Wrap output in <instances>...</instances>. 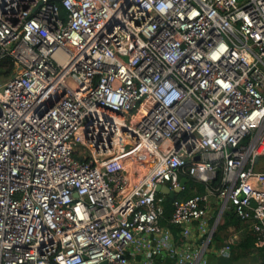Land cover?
Listing matches in <instances>:
<instances>
[{
    "label": "built area",
    "instance_id": "obj_1",
    "mask_svg": "<svg viewBox=\"0 0 264 264\" xmlns=\"http://www.w3.org/2000/svg\"><path fill=\"white\" fill-rule=\"evenodd\" d=\"M4 58L0 264H207L227 214L264 246V0H0Z\"/></svg>",
    "mask_w": 264,
    "mask_h": 264
},
{
    "label": "rangeland",
    "instance_id": "obj_2",
    "mask_svg": "<svg viewBox=\"0 0 264 264\" xmlns=\"http://www.w3.org/2000/svg\"><path fill=\"white\" fill-rule=\"evenodd\" d=\"M122 162V161H121ZM115 165H113L114 167ZM157 198H160L163 202L170 203L171 205V199L169 196L163 194V193H158ZM227 216L228 214L224 217L223 223L218 226L216 233L214 235L212 244L215 245L217 248L220 246H224L223 244L226 243V238L230 234V232L234 230H240L241 233H239V240L242 241L245 236L248 234V231L246 230L245 226H247L246 223H242L240 221V228L238 229L234 224H228L226 223L227 221ZM236 219V218H235ZM237 220V219H236ZM243 227V228H242ZM251 234V233H250ZM249 235V234H248ZM252 235V234H251ZM217 238H220L218 240ZM237 251V250H236ZM236 251L233 252V248L231 247V252L234 254ZM242 255L235 256L232 254L230 258L227 257H222L218 253H208V264H256L257 262L260 263V261L264 260V254L260 253V251L255 247V249L252 250H244L242 252ZM257 263V264H258Z\"/></svg>",
    "mask_w": 264,
    "mask_h": 264
},
{
    "label": "trees",
    "instance_id": "obj_3",
    "mask_svg": "<svg viewBox=\"0 0 264 264\" xmlns=\"http://www.w3.org/2000/svg\"><path fill=\"white\" fill-rule=\"evenodd\" d=\"M12 68V61L9 58H4L0 60V76H6L10 72ZM164 208H165V214H170V203H167L164 201ZM228 224H234L236 227H240V224L238 220L235 219L234 216L228 214L227 220ZM220 240V238H217ZM256 244L255 239L251 237V235H246L245 238L238 244L237 251L235 254L236 256L242 255L244 250H252L254 245ZM257 249L260 251V253L264 254V248L263 247H257Z\"/></svg>",
    "mask_w": 264,
    "mask_h": 264
},
{
    "label": "crops",
    "instance_id": "obj_4",
    "mask_svg": "<svg viewBox=\"0 0 264 264\" xmlns=\"http://www.w3.org/2000/svg\"><path fill=\"white\" fill-rule=\"evenodd\" d=\"M185 184V188H184V190H181V191H177L176 192V195H175V197H177V198H186V197H189V196H192L193 194H196V193H200V192H203V187H202V185H200V184H198V183H195V182H192V181H187V182H185L184 183ZM174 197V198H175ZM170 198V197H169ZM173 198V199H174ZM171 199V198H170ZM171 202H172V199H171ZM164 203V202H163ZM171 205H170V212H171ZM169 215V214H168ZM167 215V216H168ZM164 222H165V220H163ZM235 226V225H234ZM238 229L240 228V227H237ZM243 228V227H242ZM245 228H246V230H247V226H245ZM234 230V229H233ZM237 231H239V233H241L240 232V230H237ZM248 231V230H247ZM248 234L249 235H251L250 234V232H248ZM251 237L253 238V239H255L254 238V236L253 235H251ZM228 238V237H227ZM226 238V239H227ZM241 241L239 240V242L238 243H236L235 245H232L231 247L233 248V252L234 251H236L237 250V246H238V244L240 243ZM224 245V244H223ZM221 247V246H220ZM255 247L257 248V246L256 245H254V247H253V249H255ZM260 247H263L264 248V246H260ZM232 252H231V249H230V255L229 256H222V257H227V258H230L231 256H232ZM235 254H237L236 252L233 254V255H235ZM236 256V255H235ZM262 262H264V260L263 261H260V263H262ZM209 263V260L207 261V264ZM258 263V262H257ZM256 263V264H257ZM260 263H258V264H260ZM154 264H171V261L167 258V257H165V255H163V256H160L159 258H157V256L155 257V260H154Z\"/></svg>",
    "mask_w": 264,
    "mask_h": 264
},
{
    "label": "water",
    "instance_id": "obj_5",
    "mask_svg": "<svg viewBox=\"0 0 264 264\" xmlns=\"http://www.w3.org/2000/svg\"><path fill=\"white\" fill-rule=\"evenodd\" d=\"M57 1H59V0H57ZM184 182H185V179H183L181 181V184H184ZM156 189L160 193H163V194L169 196L171 199H173L176 195V192L179 191V189L169 190L168 187L164 186V185H158ZM163 255H165V253L161 252L159 255H157V258H159L160 256H163Z\"/></svg>",
    "mask_w": 264,
    "mask_h": 264
}]
</instances>
